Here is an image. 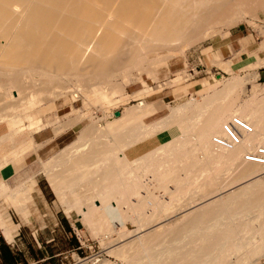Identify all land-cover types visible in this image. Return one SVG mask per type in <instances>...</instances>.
Instances as JSON below:
<instances>
[{
  "label": "bare ground",
  "instance_id": "bare-ground-1",
  "mask_svg": "<svg viewBox=\"0 0 264 264\" xmlns=\"http://www.w3.org/2000/svg\"><path fill=\"white\" fill-rule=\"evenodd\" d=\"M263 11L264 0H0V129L12 122V129H6L7 132L0 137V173H4L14 157H17L14 154H24L30 147H34L37 154L42 147L34 135L39 134L44 127L40 122L38 124L41 126L32 128L36 124L32 112L46 103L44 100L50 96L68 98L78 91L76 94L80 92L88 102L97 98L106 108L111 105L113 108L120 102L122 104L125 102L122 96H128L126 103L132 99L138 104L129 107L124 115L132 118L136 113L146 117L154 109L147 106L144 89L134 94L128 92L134 81V77L130 80L128 75L136 72L141 82V74L151 76L157 72H154V66L168 61L172 53L178 52V48L187 49L213 30L252 20L253 16ZM260 49L264 50V44ZM212 58L206 55L209 65L232 72L231 61L222 62ZM256 66L262 68L264 63ZM258 76L259 73H256L255 79ZM243 81L237 77L222 81L221 86L209 95L197 102L174 108L171 116L148 126L139 119L134 122L127 120L122 128L107 121L102 125H91L80 132L78 140L82 144L76 146L77 140L54 159L43 163V174L59 197L68 218L77 216L91 229L97 225L101 229V223L97 224L99 220L106 224L109 223L106 219L117 218L122 221L123 228L126 221L132 220L121 215L123 213L119 214L120 207L117 204L127 205L137 216L134 219L136 221H133L138 224V233L126 237H132L126 239L127 242H124L125 236L120 235L117 242L124 243L107 251L128 260L129 264L144 261V264H219V260L230 261L238 248L240 253L245 242L248 243L247 238L251 239L248 249L252 247L255 250L254 247H257L264 251V222H259V219H264V136L260 134L264 132V99L262 106L258 105L248 117V123L251 124L242 123L241 116L237 115L246 114L248 105L240 107L239 114L236 112V116L233 115V106H236L233 97L240 87H244ZM141 83L144 84L143 81ZM74 96L75 99L77 96ZM51 97L50 100H53ZM83 117L86 118L85 115ZM108 118L113 120V114ZM25 121H29V125H24ZM15 124L19 125L16 127ZM176 124L181 126L185 136L191 134L189 138H194L192 144L184 135V140L180 142L173 140L162 144L157 140L158 134ZM61 129H57V132ZM54 131L56 133V129ZM260 137L262 149L261 143H257L262 150L263 160L260 158L262 161L258 163H245L243 155L246 157L245 154L251 153V149L253 151V144ZM194 142L196 149L192 148ZM259 149H254L253 154L256 151L259 153ZM197 151L203 154V160H197ZM229 163L231 166L234 163L240 167L243 165V168L238 167L241 169L239 177L231 179L232 183L226 185L225 168L221 167L220 174L218 169ZM192 167H198L194 173L197 171L206 177L201 186L203 189H200L202 192L193 187L196 192L191 194L190 187L191 198L188 194L189 200L186 199L184 205H175V195H182L179 185L182 184L183 188L182 180L186 185L194 184L199 179H196L197 174L194 176ZM179 170L185 172L182 179L177 173ZM4 174H1V179L7 177ZM147 174L150 179L157 181L155 184L159 188H163L161 184H166L165 181H168L167 186L168 183L173 184L171 190L164 184V188L169 189L167 192L172 195L170 200L174 197L172 202L160 200L146 189L144 191L148 194L141 191ZM2 180L0 186L5 179ZM202 181L198 180V183ZM37 184L35 178L31 179L30 183L20 186L19 190L23 194L15 193L9 197L12 199V208L28 223L34 221L37 213L33 196ZM79 186H84L86 191L80 190ZM186 186L183 188L184 194ZM108 187L114 188L113 193L119 194V202L113 199ZM184 194L185 198L187 194ZM1 196L6 199L9 195L3 193ZM183 196H180L181 200ZM247 198L252 200V205L245 206ZM21 199L24 206L20 204ZM234 202L237 203L236 207L233 206ZM240 202L244 205L242 208L249 207V210L237 208ZM1 205L0 225L7 229ZM232 206L235 210L239 209L238 212ZM250 213H254L252 215L255 218H252L255 222L248 219L252 224L244 219ZM238 216H243V224L241 219V222L237 221L241 218ZM234 220L237 222L234 223ZM106 226L105 232L111 231ZM236 228L252 231L242 232L249 234L247 238L243 234L239 237V229L236 231L237 236H233ZM241 242H244L243 246ZM189 243L191 247H188ZM260 250L258 252L264 254ZM239 253L235 255L247 258V262L252 258L250 255L249 259L248 252ZM250 254L254 255L252 252ZM253 259L257 260L255 257ZM247 262L244 260L242 264Z\"/></svg>",
  "mask_w": 264,
  "mask_h": 264
},
{
  "label": "rangeland",
  "instance_id": "rangeland-1",
  "mask_svg": "<svg viewBox=\"0 0 264 264\" xmlns=\"http://www.w3.org/2000/svg\"><path fill=\"white\" fill-rule=\"evenodd\" d=\"M233 33H235V36H232ZM238 34H245V35L252 34L253 35L254 44L252 45L251 50H241V51L237 50V52H232L231 54L228 51L226 52L225 51L226 45L232 43V41L236 38V35H238ZM263 44H264V11L259 12V14L257 16H253L252 20L249 19L248 21H243L236 26L229 27V28H227V27L217 28V29L213 30L212 32H210V34H207L206 36H204V38L202 40H200V41L194 43L193 45L189 46L187 49H186V47H184L185 49H182L183 47L182 48L180 47L181 49L178 48V52L175 51L176 53L175 52L172 53L170 55V58L167 59L168 61L165 60L164 62L161 63L162 65L160 64L158 66L156 65V67L154 66V72L158 70L157 71L158 73L155 72L151 76H149L147 73L141 74V76H140L141 82L143 81L144 84L140 82L139 78L137 79L138 74L136 72L133 75H130V76L128 75V79H130V80H133L132 77H134L133 85H131L128 88V92L130 94H134V93L144 89L143 94H144V97L146 96L145 102L147 103V106L149 107V109H150V107H152L154 109L146 117H140L139 116L140 114L137 115L136 113L132 116V118H129V116H127V115H124L129 107H133V106L138 104V102H136L135 100H132V99H130L126 103V98L128 96L127 97L122 96L123 101L125 100V102H122V104L120 102L119 104H121V105L118 104L119 106L116 104L115 106H113L114 109L112 108V105H111V107L107 105L109 108L108 107L106 108L105 107L106 105L104 103L103 104L105 106L101 105L102 102H100L99 99L97 100V98H95V99L92 98L93 100L89 101V102H91V104H90L87 101V99L83 98L80 95V92H79V94L77 93L79 97L77 96L76 92H78V91H76L75 94H73V93L71 94V96L75 95L74 97H76V96L78 97V99H77V97L74 99L72 96L73 100L71 99V96H68V98L67 97L66 98L65 97L64 98L58 97L59 99H57L56 96L55 97L52 96L53 98L50 96L51 99H53V100H50V97H49L47 100H44V102L46 101V103L41 104V107H39V109L37 108V110H34L32 112L33 121L36 123L33 126L36 127L37 125L41 124L45 128V129L43 128L39 132V134L37 133L36 135H34L36 142L38 144H41L42 147L37 152V154L35 153L36 151H35L34 147L28 148V150L24 154H22V153L14 154L17 157H14L13 162L10 163L11 165L8 168H6V170H4L5 171L4 173H6V176H7L4 179H7L9 177L8 174L12 175V193L9 192L10 189L6 187V182L3 181L4 179L3 178H2L3 180L1 179V174L3 175L4 173H2V172L0 173V180L3 181L2 182L3 186L2 185L0 186V191H1L0 193H1V195L3 193H7L9 195L8 198H6V199L0 195V205L2 204L1 207H2V211L4 212L3 215H6L7 208L9 206H12V199L9 197L15 193L23 194V192L19 190L20 186L24 183H26V184L30 183L31 179L35 178L36 181H42V186L48 187L49 192H52L49 196V198L51 199L50 200V202H51L50 209L54 212H59V215H63V216L68 217L66 215L65 210L63 209V206L60 203L59 197L57 196L56 192L52 189V186L49 183L47 176L43 174V171H44L43 163H45L51 159H54L58 154H60L61 151L68 149L67 148L68 146L70 147L71 145H74L76 143V141L79 139L78 136L80 135V132L85 131L91 125L92 126L96 125V123L102 125L103 123L108 121L109 124H112L113 126H117L119 128H122V127H124V124L127 120L134 122L135 120L139 119V120H141V123L143 125L148 126V125H151V123L153 124L155 122L161 121L162 119H164L167 116L168 117L171 116L170 115L172 113L171 111L174 110V108L177 109L181 106L188 104L189 102L191 103L192 101L197 102L203 96L209 95V93H211L214 89L221 86L222 81L229 80V78L231 79L232 77H237V78H240L242 81L244 80L243 82L245 84H244V87L242 86V87H240V89H238L239 91L241 90L240 92L239 91H238V93H237V91L235 92V95L237 93L236 96L235 95H234V97L232 96L233 99H235V102L233 100V103H234V105H236V106H233V115L236 112H237L236 114H239L238 112L241 111V110H239L240 107H245L248 105L247 109H246L247 110L246 114L248 113L247 115L243 114V113H242V115H237L239 117L240 116L241 117L242 116L247 117V118L243 117L244 119L240 117V120L242 121V123L248 125L249 124L248 123L249 122L248 117L250 116L251 112L254 111L255 108H258L259 107L258 105L262 106V101L264 99V81H260L259 76L255 79V75H256V73H258V70H257L258 68H257L256 64H263L264 63L263 62L264 61V50L261 51V49H260V46H262ZM220 47L222 48V51H223L222 53L218 49ZM181 50L182 51L184 50V51L182 52ZM208 54L211 57H214V59H216L218 61H222V62H230L231 61V64H232V68H231L232 70L231 71L232 72L224 71L221 67L218 68V66L209 65L208 61L206 59V55H208ZM157 67H159V68H157ZM220 79L222 80L221 82L218 81ZM143 86H145V87H143ZM146 91H148V93ZM80 96H81V98H80ZM253 96L256 98H254ZM118 98L119 97L117 96V100H118ZM253 98L255 100H253ZM54 99H57L58 101L57 100L54 101ZM257 99H258V101H257ZM85 102H86V104H85ZM259 102L261 104H259ZM91 105H92V107H91ZM86 106H88V107H86ZM156 108H158V109H156ZM251 108H252V110H251ZM234 109H236V110H234ZM86 113L88 115L89 114L90 115L87 117ZM91 114H92V116H91ZM110 114H113V120L108 118ZM236 114H235V116H236ZM84 115L87 119L83 117ZM80 116H81V118H79ZM105 117H107V118H105ZM74 118H75V120H74ZM82 118H84V120ZM70 120H72V121L70 122ZM36 121H38V122H36ZM73 121L75 124L73 123ZM38 123H40V124H38ZM127 123H129V122H127ZM23 124L29 125V121H25V122H23ZM70 124L74 125V126L71 127ZM18 125L19 124H15L16 127ZM62 125H63V127H62ZM56 126L57 127L59 126V127L57 128ZM3 127H1V129H0V137L1 138L5 134V132H7L6 129H12V122L9 123L8 126L5 125ZM34 127H32V128L37 129V127L36 128H34ZM53 128L56 129V133H54L55 131ZM61 128L62 129L64 128L65 132ZM57 129H61V130H58V132H57ZM60 131H62V132H60ZM182 133L183 132L181 131V126L179 124L178 125L176 124L175 126H172L169 130H167L161 134H158V136L156 138H157V140H160L162 142V144H166V143L171 142L173 140L180 142V141L184 140L183 138L185 136L184 135L185 132L183 134ZM56 134H58V135L56 136ZM260 134H263V136H264V132H262ZM189 135H191V134L188 133L187 136H185V138H188L190 143L192 144V141H194L193 140L194 138L190 139L191 137ZM260 136L263 138L262 135H260ZM261 137L259 138V140L255 141L256 142L255 144H253V148L255 150L256 149L258 150L259 149L258 147H260L258 144L262 139ZM90 138H93V136ZM211 139H210V141H211ZM257 141H259V142L257 143ZM78 142H77V144H75L76 146H79L78 144L81 143L79 140H78ZM1 143H2V140H1ZM3 143H7V142L3 141ZM262 144L263 143H261V149H262ZM193 145H194V147H192V148L194 149L196 147L195 142L193 143ZM76 146H74V147H76ZM189 148H191V146H189ZM254 149H253V151L251 149L252 154L249 152L250 154L249 153L245 154L246 157L243 155V160L245 161V163L248 161H249L248 163H251V162L258 163V162L263 160L261 158L262 150L259 149V153H258V151H256L253 154V152L255 151ZM256 153H258V154H256ZM36 155H38V156H36ZM195 155H197L196 158L199 161L203 160V158H204L203 154L201 152L198 153V151H197V154L195 153ZM251 155H254V156H251ZM159 157L162 158L161 155H159ZM159 157H156V159H158ZM254 157H255V159H254ZM164 158H166V157H164ZM244 158H246V159H244ZM164 162H166L165 159H164ZM230 163H229L230 166L228 164L225 166L222 165L218 169V173L220 174V171H222V169L225 168V170L223 169V172L225 171V173H226L225 178L227 177L226 178L227 181L225 180L226 185L228 184V182H230L229 184L232 183L233 180H231V179L236 178L237 176L239 177L238 173L243 168L242 167L243 165L241 166L242 167L241 168L238 164L235 165V163H234L231 166ZM221 167H223V168L221 169ZM238 167L241 169H239ZM195 169H198V167L197 168L195 167ZM195 169L193 170V173H194ZM192 170L190 172L191 174H193ZM177 173H179L178 175L180 176V178L181 177L183 178V176L185 175L184 174L185 172H183L182 170H179V172H177ZM174 174H176V173H174ZM196 174L198 177L195 176ZM148 175L149 174H147V177H144V179H143L144 181L142 180L143 181L142 183L144 184V186H142L140 188L141 191L143 193H147L146 191H149L148 193L151 192L150 194H154V196L159 197L158 199H160V200L163 199L165 201H168V202L171 201L172 202L174 200V197L170 200L172 195L167 191L169 189L171 190V187L173 186V184L168 183V186H167L168 181H165L166 184L164 182H162V184H161V186H163V188H159L157 186V184H155L156 180L152 179V178L150 179L148 177ZM176 176H177V174H176ZM179 176H177V178H179ZM194 176L196 177V179L199 178L198 179L199 181L203 180L202 183L201 182L198 183V180H196V182H194V184L190 183L192 186L190 184L186 183V185L188 186L187 187L185 185V182L182 180L183 188H184V186H186L185 188H187V190H188V191L186 190V193H185L187 195L184 194L185 189L183 191L182 184H179L181 186V194H182L180 196L182 197L184 194L185 198L183 196V198L181 200L180 196H178V194H176L177 196L175 195V197H177V198H175V200L177 202L176 201L173 202L175 205H178V203H180L181 206L184 205V203L187 202L186 199L189 198L188 194L190 195V198H191V196H192L191 194H194L196 191H198V189L199 190L201 188L203 189V187H201V186H203L205 183L204 182L205 181L204 178L206 179L205 175L203 174V177H202V174L201 173L198 174V172L196 171L194 173ZM145 178H146V180H145ZM217 181H215V182H217ZM239 181L240 180L238 179V183H239ZM182 182L179 181V183H182ZM150 184H152V185H150ZM164 184L167 188H169V187L170 188L167 190V188L165 187L166 188L165 189ZM196 185H198V186H196ZM190 187H192V188L197 187L196 188L197 190L195 188H193V190H192V188H191V191H190L191 194H190L189 193ZM79 188L82 191L85 190L84 186H79ZM109 188H111V187H108V189ZM4 189L5 190L7 189L8 191L7 190L5 191ZM145 189H146V191H144ZM113 190H115V189L114 188L109 189V193L110 192L113 193ZM194 190H196V191H194ZM201 190H200V192H202ZM192 192H194V193H192ZM200 192H198V193L201 194ZM203 193H204V190H203ZM112 195L114 197L113 199L114 200L117 199L116 201L119 202V200H120L119 196H118L119 194L117 195L116 193H113ZM33 196L35 198V195H33ZM178 197L180 198V200L178 199ZM251 199L253 200L254 198L251 197ZM148 200L151 201L152 199H148ZM249 200L250 199L247 198V202H250V203H247L244 201L245 206H248L249 204L252 205V200H250V201ZM23 202L24 201H22V199H21L20 204L24 206ZM242 202H243V200H242ZM35 204H36V202H35ZM118 204H120L121 206ZM118 204H117V207L118 206L120 207V208L118 207L119 209L117 208L119 210V214L123 213L121 215H124L125 217L128 216V219L132 220V221L134 219H136L137 216L133 213V211L129 210L130 208H127V205H122L121 203H118ZM174 204H171V205H174ZM233 204H234L233 206L236 207L237 203L234 202ZM239 204L237 205V208L244 207V205L241 202ZM36 206H37V204H36ZM233 206H232V208H234ZM242 209H244V210L248 209L249 210V207L242 208ZM147 210H148V212L150 211L148 208H147ZM234 210H235V208H234ZM234 210H232V211L234 212ZM238 210L239 209H237L235 211L238 212ZM234 214H236V213H234ZM252 214H254V213L247 214V216H245L246 218H244V219L246 221L248 219L251 220L253 218ZM178 215L180 216V214H178ZM248 216H250V217L252 216V217L248 218ZM238 217H241V218H239L237 221H239L241 219L242 222H241V220H240V222L243 224V219H242L243 216H238ZM4 218L6 220V216H4ZM12 218L15 220L16 225H18V224H22V225L29 224L26 220L22 219L20 217V215H18V213H16L13 208H12ZM68 219L71 222V224L73 225V227L75 228L76 233L79 234V238L81 240V243L79 245V247L81 248V250L79 251L80 256H75V260L77 259L75 264H77V262L79 264H129L128 260H126V259L123 260V258H120V257L118 258L114 254H111L109 252L111 250H113V248L118 247L119 244H123L124 242H127V240L132 239V237L129 239L126 237H130V236L136 234V232L138 233V224L134 222L136 220L133 221L134 223L132 221H126L125 222L123 220L125 222L123 225L125 227H123V228H122V221L117 219V218L111 219V220H109L110 218L106 219L109 221V223H106L107 226H109V227L106 226L105 222H104V224H102L103 221L101 220L102 221L101 222L99 220V222L97 224L101 223V224H99V225H101V227L99 226L101 229L97 228L98 225L96 226L95 229H91V228L87 227L86 225H84V222H82L80 220L81 218H79L77 216L73 219H70V218H68ZM253 219L255 220V218H253ZM253 219L251 222H255V221H253ZM106 220H104V221H106ZM125 220H127V219L125 218ZM245 220H244V223L247 224V222H245ZM237 221L234 220V223ZM259 222H264V219L261 221L259 219ZM248 224H252V223H250V221H249ZM104 225L108 229L110 228L111 231L107 230L109 233L107 231H106L107 233L105 232L106 228ZM102 226L104 227V230L102 229ZM236 229H234L235 232H233V233H235V235H233V236H237L236 234H237L239 228L237 230ZM249 231H252V230L251 229L250 230L246 229V231L240 230L241 234L239 237H242L241 235L243 233H246V232L248 233ZM14 233L15 232L13 231V228H12V234H14ZM120 235L125 236V238H123V239H125V240L127 239V240L126 241L123 240L124 242H121L118 244L117 239L118 238L120 239V237H119ZM243 235H245V234H243ZM247 237H249V234L246 236V238ZM247 240H248V243L245 242L246 245L244 244V247L245 246L246 247L245 248L242 247L243 249H241L240 253H239V248H238V252L236 251V253H233V255L235 257H237V256H239V255H235L237 253H239V254H241V253L242 254L243 253L248 254L249 253L248 254L249 259L251 258L250 255L252 256V258L255 257L257 259V260H255V259L252 260V258H251L250 260H248L249 263H251V262L253 263V261H254L253 264H264V254L262 252H260L263 256L259 255L260 253L258 251L260 249L259 248H258L259 250L256 249L257 247H254V249L258 253L254 252L255 250H252L253 249L252 247H249V249H248L247 245L250 246V242H251L250 240L251 239L247 238ZM119 242H120V240H119ZM237 243L240 244L239 241H237ZM242 243H244V242H241V245L243 246ZM187 245H188V247L192 246L191 243H189ZM251 245H253V244H251ZM151 246L152 245H150V247ZM153 246L156 247V246H158V244L157 245L153 244ZM254 246H256V243H254ZM246 248H247L248 253L246 252ZM260 251H263V249ZM251 252L254 255L250 254ZM255 254L258 256H256ZM233 255L231 256L233 258V260H232V258L230 260L231 262L228 260L229 263L233 262L235 264L239 260L240 261L238 262V264H242V262H244V260H245V262H247L246 261L247 258L246 259H242L241 257L235 258ZM227 259H230V258H227ZM145 262L146 261H144V263ZM218 262H219V264H223V262H224V264H229L227 262V260H225V259H224V261L219 260ZM144 263L140 262L139 264H144ZM243 264H245V263H243Z\"/></svg>",
  "mask_w": 264,
  "mask_h": 264
},
{
  "label": "crops",
  "instance_id": "crops-1",
  "mask_svg": "<svg viewBox=\"0 0 264 264\" xmlns=\"http://www.w3.org/2000/svg\"><path fill=\"white\" fill-rule=\"evenodd\" d=\"M232 36H235V33ZM253 39L252 34H238L232 43L226 45L225 51L231 54L237 50H251L254 44ZM218 49L221 53L223 52L221 47ZM258 73L259 80L264 81V67L259 68ZM8 175L9 177L4 181L6 187L10 189L9 192L12 193V175ZM51 193L48 187L42 186V181H38L33 194L37 204V213L32 223L16 225L12 218V206L7 208L5 216L8 230L0 225V264H32L39 260H47L46 264H74L76 262L75 256H80L79 251L81 250L79 234L76 233L68 217L59 215V212L50 209L49 196ZM12 228L15 232L13 241ZM7 233H10V240Z\"/></svg>",
  "mask_w": 264,
  "mask_h": 264
},
{
  "label": "built area",
  "instance_id": "built-area-1",
  "mask_svg": "<svg viewBox=\"0 0 264 264\" xmlns=\"http://www.w3.org/2000/svg\"><path fill=\"white\" fill-rule=\"evenodd\" d=\"M46 262H47V260H39V261H36V262H34V263H32V264H46ZM76 263V262H75ZM74 263V264H75Z\"/></svg>",
  "mask_w": 264,
  "mask_h": 264
}]
</instances>
